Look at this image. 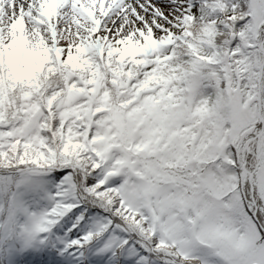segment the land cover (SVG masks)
Segmentation results:
<instances>
[{"label": "trees", "instance_id": "obj_1", "mask_svg": "<svg viewBox=\"0 0 264 264\" xmlns=\"http://www.w3.org/2000/svg\"><path fill=\"white\" fill-rule=\"evenodd\" d=\"M191 1L192 20H183L181 30L191 45L174 36L161 43L156 56L145 59L138 52L111 47L99 55L89 44L79 50V59L65 63L50 56L39 67L37 94L49 113L46 134L65 161L51 167L37 201L25 200L20 207L12 200L19 173L12 167L0 168V264H251L247 252L224 259L206 246L194 247L188 227L181 236L185 240H173L172 245L167 237L169 220L148 208L155 207L153 195L141 194L137 205L126 195L127 184L132 194L154 184L148 167L157 164L159 176L168 179L162 181L168 192L177 191L174 199L198 195L209 201L211 195L200 191L208 178L213 195L223 201V212L232 217L236 240L248 237L243 218L251 217L252 200L259 205L255 227L264 230L261 195L254 189V199L249 197L237 152L230 144L228 99L232 87L243 105L254 99L250 103L257 110L256 44L262 24L254 28L245 9L248 0ZM222 14L241 16L223 17L216 23L221 32L230 27L236 31L228 44L217 43V32L209 29ZM7 71L0 72L1 125L19 116L18 92L24 83L22 78L14 82ZM228 78L230 88L225 83ZM260 83L264 91V71ZM172 107L183 108L186 118L173 122ZM260 127L255 123V128ZM225 167L229 168L223 173ZM243 196L245 206H239ZM30 231L37 239L28 248L23 238ZM259 232L260 241L264 233ZM190 240L193 245L183 243Z\"/></svg>", "mask_w": 264, "mask_h": 264}, {"label": "rangeland", "instance_id": "obj_2", "mask_svg": "<svg viewBox=\"0 0 264 264\" xmlns=\"http://www.w3.org/2000/svg\"><path fill=\"white\" fill-rule=\"evenodd\" d=\"M249 2V16L253 26L255 28L262 24L261 32H263L264 0H249ZM190 5H192L191 0H0V72L7 69L6 73L14 82L16 80L19 82V78L24 82L18 92L19 116L12 122L0 124V168L12 167L19 173V188L12 197L15 207L22 206L25 200L37 201L41 195L39 188L42 187L45 176L51 172L50 168L65 161L60 160L62 158H59L58 151L46 134V129L49 127V113L37 94L36 76L39 74V67L47 64L50 56L52 59L62 57L65 63L70 59H79V49L97 39L106 47H121L127 49V52L136 51L145 59L154 57L158 54L159 44L169 42L174 36L188 43V39L182 36L181 30L184 29L183 20L186 18L192 20L189 13L194 12L195 9H189ZM233 16L235 19L241 17L236 14H222L214 21L215 24L210 26V32H217L215 37L217 43L223 41L228 44L230 39H234L236 31L231 30V27L221 32V28L216 25L223 17ZM58 53L61 57L57 55ZM222 54L223 59H226V49H223ZM256 55L259 59L257 79L260 83L264 71V38H260L256 44ZM229 82L230 78L225 82L230 88ZM14 85L19 86L18 83ZM257 94L262 111L264 91L258 90ZM249 97L247 96V99ZM228 99L231 119L230 144L237 152V163L242 169L241 178L250 192L251 200L254 199V189L261 195L262 210H264V122H262L264 115H259L257 110L254 111V105L250 103L254 101L252 98L248 99L247 105H243L238 91L232 87L228 91ZM186 114L183 108L171 109L173 122L183 121ZM258 122L262 124L261 131L255 128V123ZM217 128H220V122ZM248 134L251 135L246 138ZM241 154L244 156L249 154L251 158L245 160ZM66 164L76 168L72 164L67 162ZM148 168L152 175L149 177L150 183L155 180L154 184H149L145 186L146 189L138 190L134 194L128 192L130 185L127 184L126 195L128 194V200L133 201V205L138 204L141 194L149 198L153 195L154 202L150 203L155 207L148 208L150 211L155 210L159 218L164 217L165 220H169L167 237L172 239L171 244L173 240H178V243L185 240L181 236L183 229L188 227L194 239V247L196 243L198 246H206L224 259L238 253L242 256L248 253V263L254 261L253 264H264V239L260 241L258 239L260 229L263 233L264 230L262 227L259 230L255 227L258 208L255 204V209L250 206L248 208L251 217L244 218L248 237L241 241L236 240L238 233L223 212L225 207L222 199L213 195L208 178L206 183L200 184L202 185L200 191L205 190L211 195L209 201H204V197L198 195H184L182 199L180 197L174 199V196L164 198L163 194L168 192V189L163 182L168 179L159 176L160 167L157 164L149 165ZM228 168L225 167L221 171L225 173ZM76 175L81 177L82 173L76 172ZM200 185L196 186L195 191ZM247 190L242 189V192ZM245 199L244 196L242 200L239 199L238 205L245 206ZM95 200L101 205H106L105 201L96 198ZM1 202L0 199V204ZM132 204L129 202L127 209H130ZM198 204L203 208L199 210ZM176 210L179 211L176 213ZM189 213L193 215L191 220L192 216ZM158 221L161 224V220ZM185 222L190 224V228ZM27 224H31V229L33 224L30 221ZM163 228H160L161 231ZM25 234L24 246L27 240L26 247L29 248L31 242L37 238L34 231ZM183 243L192 244L191 240Z\"/></svg>", "mask_w": 264, "mask_h": 264}, {"label": "bare ground", "instance_id": "obj_3", "mask_svg": "<svg viewBox=\"0 0 264 264\" xmlns=\"http://www.w3.org/2000/svg\"><path fill=\"white\" fill-rule=\"evenodd\" d=\"M250 2H249V0H248V5H246V7H245V9L247 10V11H250V4H249ZM258 24V23H257ZM262 34H261V37L260 38H264V31L263 32H261ZM260 40V39H259ZM260 84L261 83H258L257 85V87H258V89L260 90ZM262 122H264V121H262ZM175 193H177V191H175ZM175 193L173 192V191H169L168 192V194H167V197H170V196H174L175 195ZM252 202L256 205V207H258L259 205H258V202L257 201H255V200H252ZM255 209V208H254ZM229 219H231L232 220V217H230V216H227ZM244 219V218H243ZM243 219H242V221H243ZM254 261H252V262H250L251 264L253 263Z\"/></svg>", "mask_w": 264, "mask_h": 264}]
</instances>
